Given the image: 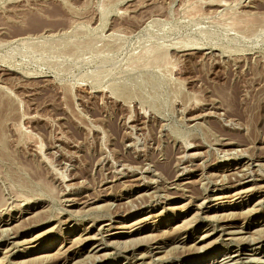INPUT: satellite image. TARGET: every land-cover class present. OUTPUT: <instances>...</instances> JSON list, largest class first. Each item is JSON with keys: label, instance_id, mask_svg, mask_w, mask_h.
Listing matches in <instances>:
<instances>
[{"label": "rangeland", "instance_id": "374dc122", "mask_svg": "<svg viewBox=\"0 0 264 264\" xmlns=\"http://www.w3.org/2000/svg\"><path fill=\"white\" fill-rule=\"evenodd\" d=\"M263 16L0 0V264H264Z\"/></svg>", "mask_w": 264, "mask_h": 264}, {"label": "bare ground", "instance_id": "6f19581e", "mask_svg": "<svg viewBox=\"0 0 264 264\" xmlns=\"http://www.w3.org/2000/svg\"><path fill=\"white\" fill-rule=\"evenodd\" d=\"M264 17V16H263ZM252 22V21H251ZM152 51V50H151ZM150 51V52H151ZM251 171V170H250ZM224 177V176H223ZM233 179V178H232ZM261 230H262V228H261ZM257 238H260L258 241L259 242H262V241H264V234L262 235V236H258V237H256V238H254L252 241L254 242ZM257 245V244H256ZM258 247H260V246H258ZM257 249L258 248H253V253H256L255 251H257ZM96 251H99V250H96ZM237 255H239V254H237ZM233 256H235V255H229L228 257H225V258H223V260H221L220 262H219V264H227L229 261H231V260H233ZM215 259V258H214ZM216 262H218V260L216 259ZM233 263H236V261L234 260L233 261ZM229 264V263H228Z\"/></svg>", "mask_w": 264, "mask_h": 264}]
</instances>
